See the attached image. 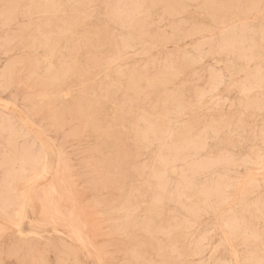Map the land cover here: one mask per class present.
Instances as JSON below:
<instances>
[{
	"label": "rangeland",
	"instance_id": "374dc122",
	"mask_svg": "<svg viewBox=\"0 0 264 264\" xmlns=\"http://www.w3.org/2000/svg\"><path fill=\"white\" fill-rule=\"evenodd\" d=\"M0 264H264V0H0Z\"/></svg>",
	"mask_w": 264,
	"mask_h": 264
},
{
	"label": "bare ground",
	"instance_id": "6f19581e",
	"mask_svg": "<svg viewBox=\"0 0 264 264\" xmlns=\"http://www.w3.org/2000/svg\"><path fill=\"white\" fill-rule=\"evenodd\" d=\"M12 107H13V106H12ZM45 156H46V155H45ZM50 169H51V168H50ZM39 178H40V176H39ZM42 178H43V177H42ZM242 184H243V183H242ZM241 186H242V185H241ZM54 190H56V188H54V187L52 186V187H51V191L54 192ZM56 191H57V190H56ZM31 192H32V191H31ZM47 193H49V192H47ZM54 193H55V192H54ZM55 195H56V194H55ZM63 195H64V194H63ZM46 196H47V194H46ZM21 197H22V196H21ZM65 197H66V196H65ZM50 198H51V200H52V197H50ZM44 200H45V208H48L50 205L46 204V202H47L46 199H44ZM49 200H50V199H49ZM49 200H48L47 203L51 204V200H50V201H49ZM53 201H54V200H53ZM43 204H44V201H43ZM52 204H53V203H52ZM46 205H47V207H46ZM58 205H59V204H58ZM42 206H43V205H42ZM55 206H56V205H55ZM19 207H21V206H19ZM57 207H58V206H57ZM50 208L53 209L52 206H51ZM60 208H61V207H60ZM18 209H20V208H18ZM62 209H63V208H62ZM23 210H24V209H23ZM44 210H45V209L42 208V211H44ZM50 210H51V209H50ZM42 211H41V212H42ZM47 211L49 212V210L46 209V211H44L43 214H44V213L47 214V213H48ZM52 211H53V210H52ZM52 211H51V212H52ZM18 212H19V211H18ZM62 212H63V211H62ZM22 213H23V212H22ZM45 214H44V217H45ZM64 214H65V213H64ZM25 217H26V216H25ZM69 217H70V215H69ZM69 217H68V219H69ZM78 217H79V216H78ZM50 218H52V217H50ZM66 218H67V217H65V219H66ZM70 218H71V217H70ZM79 218H80V217H79ZM75 219H76V218H75ZM48 220H49V219H48ZM54 220H55V219H54ZM76 220H77V219H76ZM50 221H52V220H50ZM69 221H70V220H69ZM71 221H72V220H71ZM71 221H70V222H71ZM73 221H74V219H73ZM75 222H77V221H74V222H72V223H74V225H75V224H76ZM57 223H58V222H57ZM72 223H70V224L72 225ZM77 224H79V223H77ZM81 224H82V223H81ZM55 225H56V224H55ZM60 225H61V224H60ZM78 226H79V225H78ZM78 226H77V227H78ZM70 227H71V226H70ZM72 227H73V226H72ZM84 227H85V226H84ZM71 231H73V230H71ZM70 233H71V232H70ZM75 234H76V233H75ZM226 238H227V237H226ZM93 253H94V252H93ZM95 255H96V254H95ZM234 257H235V256H234ZM236 259H237V258H236ZM99 260H100V259H99Z\"/></svg>",
	"mask_w": 264,
	"mask_h": 264
}]
</instances>
